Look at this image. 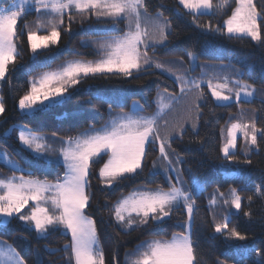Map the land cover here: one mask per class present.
I'll use <instances>...</instances> for the list:
<instances>
[{"label": "trees", "instance_id": "trees-1", "mask_svg": "<svg viewBox=\"0 0 264 264\" xmlns=\"http://www.w3.org/2000/svg\"><path fill=\"white\" fill-rule=\"evenodd\" d=\"M16 1L0 0V10L10 9ZM142 2L149 16L160 14L164 22H169L167 42L149 50V56L163 66L156 68L152 63L147 70L134 72V77L111 73L82 77L79 84L69 89L63 102L33 115H22L18 109V101L30 91L31 81L62 71L75 61L98 63L105 58L101 51L105 41L121 36L128 27L127 22L117 25L98 22L87 11L73 8L64 11L63 24H60L59 13L51 10H43V16L33 11L20 19L17 55L9 62V71L0 84V97L6 108V114L0 117V150L17 162L22 176L55 183L57 177L64 175L63 165L48 162L22 148L18 140L21 127L58 143L60 137L77 136L90 126L99 129L107 125L114 116L129 112L134 102L142 104L145 113L163 108L160 116L164 119L159 120L161 133L183 122V132L172 138V149L176 154L172 159H182V163L173 166L181 169L184 184L180 187L187 189L195 202L192 236L196 241L199 264H264V260L256 256V251L264 249V196L257 192V186L264 184V137L260 135L264 131V44L246 36L228 38L226 32L212 35L197 27L222 25L232 15L236 0H211V11L201 15L185 11L178 0ZM253 3L258 12L264 9V0H253ZM49 21L58 26V42L33 53L27 33L49 34ZM258 23L264 34V20ZM189 53L193 55L189 56ZM177 77L201 84L205 99L201 102L199 116L195 110L190 114L185 111V106L198 93H187V99L179 104L169 100V95H180L181 85ZM209 80L214 86L227 84V88L219 87L224 94L236 92L245 84L253 86L256 91L250 100L219 105L210 94ZM166 105L172 108L171 112L164 107ZM231 117L236 119L231 120ZM253 122L257 129V146L249 151L243 135L238 132L234 150L238 162H230L220 150L227 128L231 123ZM57 146L55 144L54 148ZM106 159L98 161L97 174ZM245 160H251V163H245ZM146 163L147 167L140 176L123 179L111 188H104L95 177L92 179L90 215L96 221L105 264L112 262L114 253L122 264L125 255L143 244L168 240L185 232L183 225L187 215L183 206L174 207L172 218L162 224L150 222L142 225L136 214L131 215V227H124L114 220V206L125 196L135 191L168 189L167 161L160 157L157 145L150 149ZM15 174L16 171L0 162V180H8ZM167 175L175 181V172L169 170ZM233 188L241 197L240 210L231 203ZM226 218L229 229L234 227L247 237L246 240L230 238L227 229L224 233L214 231L215 224L223 223ZM69 238L63 229H50L40 238L15 218L0 225V243L15 249L26 264H65L62 249Z\"/></svg>", "mask_w": 264, "mask_h": 264}, {"label": "snow or ice", "instance_id": "snow-or-ice-1", "mask_svg": "<svg viewBox=\"0 0 264 264\" xmlns=\"http://www.w3.org/2000/svg\"><path fill=\"white\" fill-rule=\"evenodd\" d=\"M25 3L27 0H22L15 9L0 10V80L5 79L9 71V62L14 61L17 55L16 40L21 35L18 24L25 12ZM179 4L188 9L189 13L201 8L213 7L211 0H179ZM34 6L35 11L41 16L44 15L43 10L50 7L46 0H34ZM51 7L59 13L60 24H63L64 10L75 8L94 15L98 22H110L112 25L127 22L128 31L105 41L101 49L105 58L98 63L70 64L60 72L46 74L38 82L33 81L28 94L18 101L20 110L28 111L37 106L46 107L47 104L59 103L67 98L66 94L69 93L70 88H74L82 77L90 74L111 73L134 77V72L147 70L152 63H155L156 68L163 66L149 56V50L154 49L157 44L167 42L166 29L169 22L161 24L154 21L147 14V7L142 0H67V3L52 4ZM260 20H264V9L258 12L253 0H237L232 15L222 25L217 27L197 25V27L212 35H223L226 32L228 38L233 34L246 35L253 41L264 44V34L261 24L258 23ZM49 23L51 24L49 34L39 35L33 31L27 33L33 53L58 42L60 36L58 26L52 21ZM192 55L189 53V56ZM180 63L182 64L183 61ZM177 82L181 85L180 95H169V100L179 104L187 99V93H198L185 106V111L190 114L195 110L199 116L201 102L205 99L201 84L183 77H177ZM207 86L215 101L233 100L232 95H225L218 90L219 87L227 88V84L214 86L209 80ZM241 91L246 96H252L256 89L247 84L241 86L240 90L235 92V102H239ZM164 107H168L169 112L172 111L171 107L167 105ZM161 110L163 111V108ZM109 111H112L111 105ZM5 114V102L0 97V117ZM162 119L164 117L158 115L124 113L114 116L109 124L99 129L90 126L77 136L60 137L58 140L60 147L58 149L49 147L45 152L41 151L43 147L41 137L26 136L21 131L19 140L22 145L39 153L44 159L60 160L62 157L64 175L57 177L55 183L25 179L23 176L14 177L7 183L0 181V216L18 219L38 234H46L50 229H63L70 237L62 249L65 254V264H105L104 253L98 244L96 221L90 215L92 179L95 177L104 188H111L123 179L140 176L147 167L146 161L150 149L158 145L160 157L167 161L165 174L168 189L135 191L120 199L114 206V219L117 224L131 227V213H136L142 225H148L150 222L162 224L172 218L174 206L178 207L179 201L183 200L187 211V221L183 225L186 234H175L167 241H153L140 253L135 264H199L196 241L192 236L195 202L187 189L176 186V183L183 185L184 181L181 169L173 165L183 161L180 158L175 161L172 159V156L176 155L175 150L172 149V138L174 134L183 132V122L168 129L167 135L162 136L159 125V120ZM164 126L167 128V121ZM192 127L195 129L196 124L193 123ZM238 132L243 135L249 151L257 146V129L254 122L231 123L220 150L225 158L233 163L238 162L234 152L237 147ZM260 135L264 137V131L260 132ZM105 157L106 162L99 167L97 174L95 167L98 161L104 160ZM245 163L250 164L251 160H245ZM156 166L154 161L153 168ZM169 170L176 173L174 178L176 183H173V177L167 175ZM257 192L264 196V184L257 186ZM231 195L232 205L236 210H240L241 197L236 189L231 190ZM126 213L129 215L127 220ZM226 229L230 238L241 241L247 239L234 227L229 229L227 218L223 223H216L214 226L216 233H224ZM256 256L264 260V249L256 251ZM0 258L3 259L4 264H26L19 253L11 248L7 251L0 250ZM113 262L119 264L115 253L110 264Z\"/></svg>", "mask_w": 264, "mask_h": 264}, {"label": "rangeland", "instance_id": "rangeland-1", "mask_svg": "<svg viewBox=\"0 0 264 264\" xmlns=\"http://www.w3.org/2000/svg\"><path fill=\"white\" fill-rule=\"evenodd\" d=\"M237 1V0H236ZM21 2H22V0H17L13 5H12V7L10 8V9H15V8H17L20 4H21ZM46 2L50 5V7L48 8V9H46V10H51V11H56L55 9H53L52 7H51V5L52 4H59V3H67V0L66 1H64V0H46ZM178 3H179V0H178ZM180 5V4H179ZM185 11H187L188 12V9H185L184 7H183V5H180ZM24 8H25V12L22 14V17L25 15V14H28V13H31V12H33V11H35V6H34V0H27V3H25L24 4ZM73 9H75V8H73ZM65 12H67V11H69V9H65L64 10ZM211 11V9H203V8H201V9H198V10H194L193 12H192V14H194V15H201V14H207V13H209ZM21 17V18H22ZM152 18H153V20L154 21H156V22H159V23H161V24H163V23H165L164 22V19L161 17V15L160 14H157V15H155V16H151ZM167 30H168V28L166 29V32H167ZM232 36H246V35H241V34H233ZM246 37H248V36H246ZM57 44V43H56ZM56 44H50L48 47H46V48H49V47H51V46H54V45H56ZM165 43H163V44H157V46H162V45H164ZM46 48H44V47H42V48H40V49H38L37 51H39V50H42V49H46ZM11 62V61H10ZM75 63H91V64H95V62H93V61H85V62H83V61H75V62H73V63H71V64H75ZM57 72H60V71H57ZM57 72H53V73H57ZM51 74V73H50ZM4 80V79H3ZM3 80H0V84H1V82L3 81ZM39 80H36V82H38ZM32 82L33 81H31V85H32ZM30 88H31V86H30ZM218 90H220L221 92H223L222 91V88H218ZM249 91L251 90V89H248ZM210 91V90H209ZM210 94H211V92H210ZM224 94V93H223ZM225 95H232L233 96V100L232 101H228V102H217V101H215V99L213 98V100H214V102L216 103V104H219V105H224V104H229V103H232V102H235V92H231L230 94H225ZM68 96V94H66V97ZM252 97H253V95L252 96H246L245 94H244V92L243 91H241V98H240V100H250V99H252ZM66 99V98H65ZM65 99H62L59 103H54V104H47V106L46 107H42V106H37L36 108H34V109H32V110H24V111H22V110H20L19 109V107H18V109H19V112L22 114V115H33L34 113H36V112H38V111H41V110H45V109H47V108H49V107H51V106H53V105H55V104H60L61 102H63ZM239 100V101H240ZM47 103V102H46ZM159 107V106H158ZM144 110V107L142 106V104H140L139 102H134L132 105H131V108H130V111L129 112H127V114H130V115H135V114H139V115H158V116H160V111H162L161 109H157V111H155L154 113H152V112H147V113H145V112H142ZM124 114V113H123ZM121 115V114H120ZM111 122V120L108 122V124ZM21 131H23L24 133H25V135L26 136H39V137H41V144H42V149H41V151L42 152H45V151H47L48 149H49V147H51V148H54V145L55 144H58V146L56 147V149H58L59 147H60V145H59V143H57V142H52L51 140H49L45 135H41V134H38V133H33V132H30L27 128H24V127H21L20 128V130H19V132H18V140H19V135H20V132ZM160 134L162 135V136H166L167 135V131L165 132H163V133H161L160 132ZM237 136H238V133H237ZM19 143H20V145H21V147L22 148H24V149H26V150H28L31 154H33L34 156H36V157H40V158H43L39 153H37V152H35V151H33L32 149H30V148H28L26 145H22V143L20 142V140H19ZM158 146V145H157ZM34 147V146H33ZM158 149H159V147H158ZM44 159V158H43ZM44 160H46V161H48V162H58L59 164H61V165H63L62 164V157H61V159L60 160H53V159H44ZM0 162L1 163H3L4 165H6L7 167H10V168H12L14 171H16L17 172V174H15L13 177H11L10 179H12V178H14V177H16V178H18V177H21L22 175L20 174L21 173V168H20V166L17 164V162H15L12 158H10V156L6 153V152H4V151H1L0 150ZM24 177V176H23ZM25 179H31V178H27V177H24ZM10 179H8V180H5V181H3V180H0V181H3V182H5V183H7ZM49 183H51V182H49ZM173 183H176L175 181H173ZM176 186L177 187H180V184L179 183H176ZM196 188H200L199 187V185H196ZM130 195V194H129ZM128 196V195H127ZM127 196H125V197H127ZM192 199H193V196H192ZM179 206H183L184 207V210H185V212H186V215H187V211H186V208H185V206H184V202H183V200H181V201H179ZM178 206V207H179ZM174 207H176V206H174ZM136 213H131V215H135ZM126 216H129L127 213L125 214V217ZM12 218H7V217H4V216H0V225H5V224H7L10 220H11ZM115 220V219H114ZM25 226L26 227H28V228H30L28 225H26L25 224ZM30 229H32V228H30ZM32 230H34V229H32ZM35 231V230H34ZM182 234H186V229H185V232L184 233H182ZM37 235L40 237V238H42V237H44L46 234H38L37 233ZM174 236V235H173ZM173 236L170 238V239H168V240H171L172 238H173ZM165 241H167V240H165ZM153 241H151V242H149V243H147V244H143L142 246H140L139 247V249L138 250H133L129 255H125V257H124V259H123V262H122V264H135V260L136 259H138L139 258V255H140V253H142L147 247H148V244H150V243H152ZM98 244H99V241H98ZM10 248V247H9ZM12 249V248H11ZM0 250H4V249H1L0 248ZM6 251V250H5ZM0 264H4V261H3V259L2 258H0Z\"/></svg>", "mask_w": 264, "mask_h": 264}, {"label": "crops", "instance_id": "crops-1", "mask_svg": "<svg viewBox=\"0 0 264 264\" xmlns=\"http://www.w3.org/2000/svg\"><path fill=\"white\" fill-rule=\"evenodd\" d=\"M0 248L7 251L9 249V246L4 243H0Z\"/></svg>", "mask_w": 264, "mask_h": 264}]
</instances>
